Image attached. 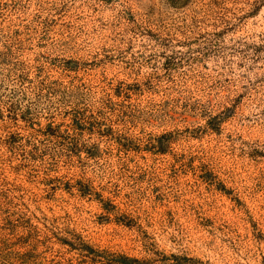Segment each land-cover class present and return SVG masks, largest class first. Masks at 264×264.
<instances>
[{
	"label": "rangeland",
	"instance_id": "374dc122",
	"mask_svg": "<svg viewBox=\"0 0 264 264\" xmlns=\"http://www.w3.org/2000/svg\"><path fill=\"white\" fill-rule=\"evenodd\" d=\"M0 264H264V0H0Z\"/></svg>",
	"mask_w": 264,
	"mask_h": 264
}]
</instances>
